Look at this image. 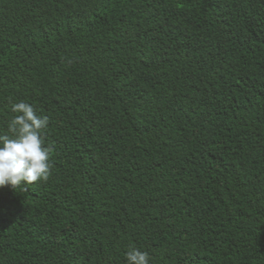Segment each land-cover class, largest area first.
Here are the masks:
<instances>
[{"label":"trees","instance_id":"16d2710c","mask_svg":"<svg viewBox=\"0 0 264 264\" xmlns=\"http://www.w3.org/2000/svg\"><path fill=\"white\" fill-rule=\"evenodd\" d=\"M20 101L51 174L0 187V264H264V0H0Z\"/></svg>","mask_w":264,"mask_h":264},{"label":"clouds","instance_id":"9594fccd","mask_svg":"<svg viewBox=\"0 0 264 264\" xmlns=\"http://www.w3.org/2000/svg\"><path fill=\"white\" fill-rule=\"evenodd\" d=\"M15 115L0 131V187L10 185L13 189L47 181L51 174V147L44 146L43 133L49 118L36 114L33 105L12 102ZM126 264H149L146 251L130 247L125 252Z\"/></svg>","mask_w":264,"mask_h":264}]
</instances>
